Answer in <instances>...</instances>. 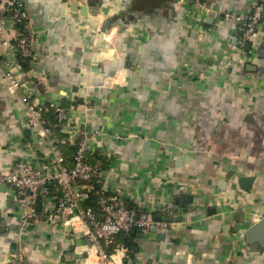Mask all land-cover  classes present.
Here are the masks:
<instances>
[{
  "label": "crops",
  "instance_id": "obj_1",
  "mask_svg": "<svg viewBox=\"0 0 264 264\" xmlns=\"http://www.w3.org/2000/svg\"><path fill=\"white\" fill-rule=\"evenodd\" d=\"M73 1L22 0L39 56L25 69L14 49L0 54V174L19 159L45 169L49 151L3 80L11 68L40 102L100 132L89 151L107 161L100 189L183 219L158 229L159 239L132 229L133 251L118 239L124 248L103 263L82 219L73 229L50 217L57 185L44 188L38 219L22 229L21 196L0 181V264H264V16L246 48L224 17H247L258 0H85V13ZM5 26L14 44L11 16ZM61 132L68 159L76 139ZM235 172L255 179L245 188Z\"/></svg>",
  "mask_w": 264,
  "mask_h": 264
},
{
  "label": "built area",
  "instance_id": "obj_2",
  "mask_svg": "<svg viewBox=\"0 0 264 264\" xmlns=\"http://www.w3.org/2000/svg\"><path fill=\"white\" fill-rule=\"evenodd\" d=\"M7 16H11L18 26L14 44L6 36ZM263 16L264 0H258L247 17L231 12L224 14L226 18H234L242 46H245L256 32ZM29 21L30 14L22 0H0V54L10 47L34 65L38 60L41 37L37 31L28 27ZM33 71L34 68L31 72L35 74ZM3 80L8 88L19 94L26 108L27 126L32 130L37 129L42 138L49 142V151L44 162L45 169L29 160L19 159L8 172L0 174V181L14 187L24 203L20 220L22 229L38 219L39 197L48 183L57 185L61 192L55 211L50 217L53 220H60L65 225H72L73 229H76L74 219H82L86 225L84 230L86 241L96 248L103 263L108 262L118 249L124 248L116 240L119 234L129 232L133 228L148 233L153 227L168 229L172 226L171 222L155 219L153 212L130 208L121 192L96 189V183L102 177L103 166L101 162H93L90 159L89 151L90 144L100 134L98 130L90 131L87 127L75 126L63 105L50 106L40 102L28 91L30 81L11 68L3 71ZM52 108L57 121L55 124L50 123L44 116ZM58 125L61 130H71L74 133L76 150L72 163L60 150L55 134V126ZM93 195L97 197L96 204L89 202Z\"/></svg>",
  "mask_w": 264,
  "mask_h": 264
},
{
  "label": "trees",
  "instance_id": "obj_3",
  "mask_svg": "<svg viewBox=\"0 0 264 264\" xmlns=\"http://www.w3.org/2000/svg\"><path fill=\"white\" fill-rule=\"evenodd\" d=\"M245 48L246 47H249V44L248 42L245 44L244 46ZM18 56L21 60V64H22V67H24L25 69H28L29 68V63H30V60L27 59V58H24L20 53H18ZM45 118L47 120H50V121H55V117H54V114L50 113V110L48 112H46L44 114ZM55 130H56V137L59 139V137L62 135L65 136V134L63 132H61V129L59 126H56L55 127ZM60 134V136H59ZM60 140V139H59ZM59 145L61 147V141H59ZM64 150L67 151V156H68V161H71L72 160V157L75 153V150H76V144H71L69 145V147H65ZM102 156L98 155V150L95 151L92 155H91V158H92V161L93 162H98L99 160L102 161V165H103V168L106 167L107 165V161L104 160V159H101ZM96 189H100L99 185H98V182L96 183ZM43 201V194L40 195L39 197V201H38V211L41 212L42 209H43V206L41 204V202ZM96 201H97V197L95 195H93L91 197V199L89 200V202L91 204H96ZM123 234V233H122ZM120 235V234H119ZM117 236V241L118 239H120L122 242H124L132 251H133V247H134V242L132 241V238L136 236V234H133L132 231H129V232H125L124 235L122 236L121 238V235L120 236ZM119 242V241H118Z\"/></svg>",
  "mask_w": 264,
  "mask_h": 264
},
{
  "label": "water",
  "instance_id": "obj_4",
  "mask_svg": "<svg viewBox=\"0 0 264 264\" xmlns=\"http://www.w3.org/2000/svg\"><path fill=\"white\" fill-rule=\"evenodd\" d=\"M97 1L98 0H87V3H95ZM72 5H73V10L82 9L84 13L86 12L87 6L86 5L79 4V2L77 0L73 1ZM235 173H237V175L239 176V181L241 182V185L243 187H245V188H247L248 185H250L251 182L255 179V177H253V176H244V175H242V174H240L238 172H235ZM188 199L190 200L191 199V196H189ZM154 218L157 219V220H166V221H174V220L181 221L183 219L182 217H176L175 218L172 215H161V214H155L154 215ZM258 225H259V223L254 226V230L253 231H257L258 230V227H257ZM136 230H137V228H133V231L134 232ZM152 231L156 232L157 239L163 238L166 235V232L159 231L157 227H153L152 228ZM168 231H170V229Z\"/></svg>",
  "mask_w": 264,
  "mask_h": 264
}]
</instances>
